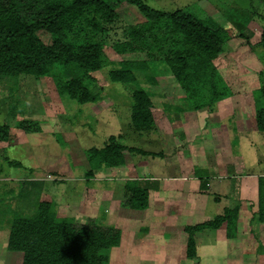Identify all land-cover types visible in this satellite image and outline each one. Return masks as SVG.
<instances>
[{
	"label": "rangeland",
	"instance_id": "rangeland-1",
	"mask_svg": "<svg viewBox=\"0 0 264 264\" xmlns=\"http://www.w3.org/2000/svg\"><path fill=\"white\" fill-rule=\"evenodd\" d=\"M147 2L166 11L182 9L191 10L198 16L210 15L227 26L232 37L223 45V51L215 60L219 72L234 93H245L247 86L254 88L252 97L256 102L257 95L258 101L264 105V82L261 80L264 79V46L261 44L264 0ZM115 10L118 17L105 23L108 28L104 39L108 58L112 61L157 60L149 68L140 65L135 71L141 84L153 93L154 127L149 131L134 127L131 86L111 81L108 75L110 66L91 73L96 79L93 91L100 92V99L83 104L74 98H61L55 82L48 76L0 77V124L6 123L10 127L8 139L0 141V264H21L22 254L8 248L10 219L12 212L20 211L24 206H27L26 214L33 213L34 209L29 205H35L39 200L52 201L59 216L83 222L90 216L98 215L105 223L119 227L125 246L108 251L109 264H173L174 261L180 264H197L186 256L187 260L181 263L182 257L173 254L170 245L153 248L146 246L151 241L147 242L145 239V242L140 243L137 240L146 238L147 231L153 226L148 222L156 215L152 211L150 197L148 206L143 209L126 208L122 205L127 179L137 178L140 183L151 188L152 185L156 187L157 176L172 171V166L168 164L175 161L171 155L173 150L177 151V141L182 140L179 119L184 111L190 110L182 108L178 112L174 109L178 105L186 104V100L182 99L183 95L186 97V93L164 63L171 52L159 53L154 50L152 56L148 54L149 49L122 54L113 49L115 43L128 39L126 30L129 27L146 21V17L128 2L119 3ZM39 35L47 44L54 40L49 32L40 31ZM168 47L170 44H166V49ZM250 98L251 96L244 97L245 100ZM168 117L176 122V125L173 124V135L168 134L164 127L168 124ZM19 121L31 123L32 129L39 130L26 132L18 125ZM256 133L259 137L264 135L263 131ZM111 136L116 137L123 145L142 149L147 153L129 151L126 154L128 161L125 167L94 169L93 175L87 177L91 169L87 159L88 149L103 147ZM243 147L244 153L249 157L248 165L256 168V155L249 152V145L245 144ZM160 151L167 155L160 156ZM211 154L216 155L212 151ZM137 160L147 167L134 171L132 163ZM242 170L253 169L247 168L245 163ZM31 182L36 183L33 185ZM90 187L100 191H94ZM106 188L108 194L112 193L109 200V195L103 198ZM94 192L99 194L92 195ZM156 198L158 196L154 194V199L157 200ZM224 203H210L211 211L219 214ZM158 209L161 218L170 212L167 206L160 205ZM249 215L247 213L244 218L246 220L241 222L240 235L253 242L248 244L249 249L256 245L261 250L264 247V223L248 221ZM187 220L189 219L186 217L182 218V221ZM223 229L222 234L226 233V228ZM137 244L139 247L143 244V247L139 249ZM200 244V264H241L242 254L234 249L229 250L225 241H217L215 255H211L210 248L205 244L204 247L202 241ZM180 250L178 248L177 251ZM259 255L261 253L256 257L250 255L245 260L246 264H264V258Z\"/></svg>",
	"mask_w": 264,
	"mask_h": 264
},
{
	"label": "trees",
	"instance_id": "trees-1",
	"mask_svg": "<svg viewBox=\"0 0 264 264\" xmlns=\"http://www.w3.org/2000/svg\"><path fill=\"white\" fill-rule=\"evenodd\" d=\"M122 2L134 6L146 21L129 27L128 39L115 43L113 49L118 54L147 49L149 55L154 50L171 52L164 63L187 96L186 104L174 107L175 110L213 107L232 94L215 63L223 45L232 37L229 28L210 15L198 16L182 9L166 11L147 0H0V77L48 76L55 82L61 98H74L83 104L100 99V92L93 91L96 79L91 73L110 66L111 81L131 86L134 127L151 130L153 93L141 84L135 71L140 65L149 68L157 60L112 61L105 52L108 32L105 23L118 17L115 8ZM40 31L51 33L53 42L45 43ZM166 44H170L167 49ZM261 44L264 46V27ZM255 121L257 129L264 132V105L257 95ZM18 125L26 132L39 130L32 129L28 122L19 121ZM9 134V125L0 124V141L7 140ZM132 150L147 153L123 145L114 136L103 147L88 149L91 169L87 177L93 175L94 169L125 167L126 154ZM148 198V186L137 178L126 180L123 207L146 208ZM241 204L242 201L211 219L186 225L187 258L197 257L198 231L225 227L227 236L234 237ZM29 206L33 213L26 214L24 206L12 212L10 219L8 248L22 253L21 264H109L108 251L121 244L122 230L105 223L98 215L78 222L59 216L52 201L39 200ZM252 216L253 221L264 223V176L259 178V205Z\"/></svg>",
	"mask_w": 264,
	"mask_h": 264
},
{
	"label": "crops",
	"instance_id": "crops-1",
	"mask_svg": "<svg viewBox=\"0 0 264 264\" xmlns=\"http://www.w3.org/2000/svg\"><path fill=\"white\" fill-rule=\"evenodd\" d=\"M261 80L264 82L263 78ZM245 88V93L239 94L232 90L230 96L218 100L213 107L206 106L182 113L179 119L181 122L178 125L181 128L179 134L182 142L177 141L175 145L177 151L173 150L171 155L175 158V161L168 164L172 166L170 167L172 171L157 176L156 187L153 185L149 187L150 205L156 215L152 217L151 222L148 221L153 226L147 231L146 238L137 239L140 243L147 239V242H151L146 243V246L150 245L153 248L170 245L173 254L180 255L181 263H183L189 259L186 256L188 235L184 229L185 226L196 223L194 221H204L216 216L217 214L211 211L210 203L224 201L219 213L221 214L226 208L234 207L242 201L236 235L229 237L225 232L222 234L223 227L198 231L195 233L197 257L190 260L197 264L202 261L199 250L201 241L204 247L207 245L210 248L211 255L216 253L217 241L218 243L225 241L229 250L234 249L235 252L242 254L241 264H246L245 260L247 261L250 255L256 257L258 253H261L259 256L264 258V247L259 250L256 245H253L249 249V245L253 242L240 235L241 222L246 220L244 218L247 213L250 214L248 221L251 222L253 213L258 210L259 178L264 176V135L261 134L262 137H259L256 133L261 130L256 127L255 100L252 97L254 88H248V86ZM249 96H251L250 100L244 99ZM183 97L182 99L185 100L187 96L183 95ZM173 124L176 125V122H172L169 118L168 124L164 125L168 134L175 133ZM245 144L249 145V152L256 155L255 164H258L256 168L248 165L249 157L243 149ZM211 151L216 155H212ZM158 154L167 155L164 151ZM188 158L190 161H186ZM139 161L132 163L134 171L140 167L141 169L147 167ZM245 163L247 168L253 170H242ZM90 188L94 191L98 190L95 187ZM106 191H108L107 188L104 189L103 198L109 195L107 198L109 200L112 193L108 194ZM94 194L99 193L94 192L92 195ZM154 194L158 196L157 200L154 199ZM160 205L170 208V212L164 218L159 217ZM183 217L189 220L182 221ZM132 233L135 234L134 231ZM140 245L143 247V244ZM122 246H125L123 239L119 246L112 248V251ZM178 248L181 249L180 252L177 251ZM173 264L180 263L174 261Z\"/></svg>",
	"mask_w": 264,
	"mask_h": 264
}]
</instances>
